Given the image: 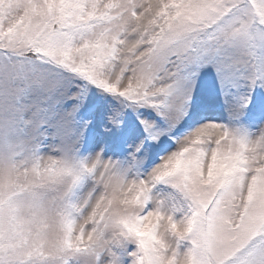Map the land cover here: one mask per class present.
Here are the masks:
<instances>
[{
    "label": "snow or ice",
    "instance_id": "1",
    "mask_svg": "<svg viewBox=\"0 0 264 264\" xmlns=\"http://www.w3.org/2000/svg\"><path fill=\"white\" fill-rule=\"evenodd\" d=\"M0 264H264V0H0Z\"/></svg>",
    "mask_w": 264,
    "mask_h": 264
}]
</instances>
